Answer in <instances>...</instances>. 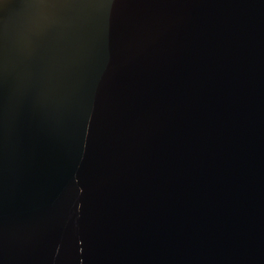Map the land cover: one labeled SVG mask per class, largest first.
Returning <instances> with one entry per match:
<instances>
[{"label":"water","instance_id":"95a60500","mask_svg":"<svg viewBox=\"0 0 264 264\" xmlns=\"http://www.w3.org/2000/svg\"><path fill=\"white\" fill-rule=\"evenodd\" d=\"M0 264H264V0H0Z\"/></svg>","mask_w":264,"mask_h":264}]
</instances>
